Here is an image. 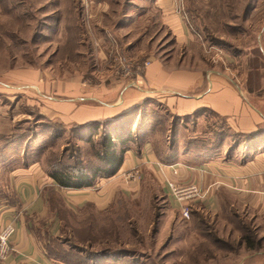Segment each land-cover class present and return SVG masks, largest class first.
<instances>
[{"label": "rangeland", "instance_id": "rangeland-1", "mask_svg": "<svg viewBox=\"0 0 264 264\" xmlns=\"http://www.w3.org/2000/svg\"><path fill=\"white\" fill-rule=\"evenodd\" d=\"M141 1L0 0V116L14 119L10 132L3 135L12 138L18 131L15 128L26 127L23 120L32 121V114L39 110H55L54 99L72 95L62 94L65 87L76 86L83 95L97 94L101 85L112 87L123 75L130 78L140 72L151 58L172 59L186 67H217L222 61L230 67L245 62V44L253 41L261 47L264 62V0H185L192 36L187 44L179 43L176 29L173 34L162 29L153 11L139 16ZM228 3L231 9L225 8ZM255 95L264 98V91ZM205 119L196 126L197 144L192 147L219 145V151L221 147L226 150L224 157L234 154L242 138L227 131L211 133L224 130V122L207 113ZM51 121L56 124L51 129L57 138H47L46 133L39 143L55 142L58 150L62 146L68 149L66 155L74 154L72 132L77 130L64 125L60 136L61 122ZM29 136L24 134L22 141ZM66 137L71 140L65 141ZM166 145L173 152L182 148L172 137ZM83 146L80 151L89 162L92 153L88 145ZM52 153H45L47 160L54 157ZM153 182L147 177L143 184ZM115 203L101 213H75L69 223L74 233L64 250L73 243L76 250L60 253L67 262L79 264L87 255L122 252L137 258L139 264H190L187 259L199 247L206 255L216 256L215 262L206 264H264V215L219 209L217 215L202 214L199 221L190 222V215L189 219L176 215L162 221L163 201L155 185L134 201L125 197ZM89 216L91 227L86 226ZM243 236L259 242L258 250L244 249Z\"/></svg>", "mask_w": 264, "mask_h": 264}, {"label": "crops", "instance_id": "crops-1", "mask_svg": "<svg viewBox=\"0 0 264 264\" xmlns=\"http://www.w3.org/2000/svg\"><path fill=\"white\" fill-rule=\"evenodd\" d=\"M89 1L99 3V0ZM141 2L144 5L137 9L139 16L153 11L162 29L168 28L172 34L173 29L177 30L181 36L179 43L191 41L185 0ZM245 45V62L230 67L222 61L217 67L200 64L186 67L182 61L178 64L172 59L151 58L140 72L130 78L123 75L112 87L101 85L97 94H79L76 86L62 89V94L71 93V97L54 99L55 110L51 113L38 112L48 121L58 119L65 126L108 121L143 103L146 107H160L181 123L194 121L198 127L206 120L207 113L221 118L227 132L242 138L234 151V154L241 153L238 157L234 154L224 157L223 147L222 152L205 156H195L179 148L172 153L164 149L162 139H159L162 151L157 153L149 138L140 150L125 152L124 161L113 177L84 190L54 187L48 171L36 159L18 160L13 167L9 160H0V228L4 221L12 220L15 224V232L10 237L12 250L0 264H60L52 262L45 250L47 240L61 235L63 229L57 210L49 202V190L56 193L66 211L75 214L91 206L101 213L116 206L118 198L134 201L155 185L163 201L160 218L166 221L169 216L171 220L176 215L182 217L165 183L180 186L192 183L205 196L190 204V213L216 214L226 203L235 212L264 215V98L255 95L264 91L263 51L253 41ZM13 122L12 117L1 114L0 135L8 134ZM256 132L255 138L245 139ZM147 177H152L154 184H143ZM134 262L140 263L137 259Z\"/></svg>", "mask_w": 264, "mask_h": 264}, {"label": "trees", "instance_id": "trees-1", "mask_svg": "<svg viewBox=\"0 0 264 264\" xmlns=\"http://www.w3.org/2000/svg\"><path fill=\"white\" fill-rule=\"evenodd\" d=\"M225 8L231 9V5L224 4ZM146 108V109H145ZM158 106L150 105L146 107V104L139 103L132 107L131 110L123 114L117 115L112 119L106 121L102 120L97 123L82 124L81 126H71V128L77 131L72 132L73 138L76 141H72L71 149L74 154L69 153L66 155L67 150L61 148L58 150L59 145H55V142L39 143L42 139L41 136L47 138L54 136L57 138L56 130H52V126L56 125L51 120H46L40 114H32L33 120H23V123H27L26 127L18 129L16 135L12 138H8L4 135L0 136V160H9L10 167L16 164L18 160H38L42 167L48 171L49 177L53 180L54 187L62 190L74 189L84 190V188H95L101 182V179H108L113 177L118 168L124 161L125 152L130 149L140 150L145 142L152 138L155 151L161 152L162 146L159 139L163 140L164 149H169L171 146L166 145V142L172 137L174 140H179L182 145V151H188L196 155H206L207 153H216L219 151V145L216 147H208L200 145L198 147H192V143L197 144L194 132L196 131V122H185L181 124L178 119L170 118L169 115L163 114ZM165 111V110H164ZM217 117V116H214ZM219 118V117H217ZM221 119V118H219ZM29 120V121H28ZM28 121V122H27ZM28 125H31L28 127ZM168 125V126H167ZM190 125L191 128H190ZM166 126V127H165ZM64 125L61 123L59 132L62 136V130ZM62 131V132H61ZM211 132V131H210ZM226 132V130H215L214 132ZM29 133L28 140L22 141L24 134ZM166 133L168 135H166ZM258 135L250 134L245 139H253ZM71 140L70 137L64 138ZM158 139V140H157ZM37 142V143H33ZM69 142V141H67ZM35 146H33V144ZM84 144L89 146L91 151V161H86V154H84L81 148ZM173 143L172 147H174ZM52 151L54 157H50L48 160L45 153ZM173 153V151H171ZM171 153V154H172ZM167 158L172 156L167 155ZM173 159V158H171ZM170 160V159H168ZM12 202V201H10ZM49 202L55 210L59 220L62 221V233L59 236H53L49 238L45 244L46 254L52 262H58L60 264H74L67 262L66 257L60 253L69 254V251L76 250V244L73 243L69 246L68 250H64L65 246L69 244L70 236L74 233V227L69 224L75 217L74 213L66 211L62 208L56 193L49 190ZM86 210H93L91 206H85L81 212ZM221 210L228 211L236 214L229 204H223ZM94 211V210H93ZM92 212V211H91ZM217 215V214H216ZM215 215V216H216ZM202 214L196 211H191L190 217L192 221L201 220ZM86 226L91 227L92 220L90 216L85 219ZM189 222V221H188ZM242 241L248 252L258 250L260 243L249 240L248 237L243 236ZM60 245L63 250L54 248L52 245ZM194 249V248H193ZM195 255L188 258L190 264H206L210 261L213 263L216 261L215 255H206L204 248L201 250L199 247L194 250ZM137 259V258H136ZM134 256L120 252L119 254H107L105 252L87 255L79 264H134Z\"/></svg>", "mask_w": 264, "mask_h": 264}, {"label": "built area", "instance_id": "built-area-1", "mask_svg": "<svg viewBox=\"0 0 264 264\" xmlns=\"http://www.w3.org/2000/svg\"><path fill=\"white\" fill-rule=\"evenodd\" d=\"M165 188L168 195L177 204L180 217L189 219L190 204L201 201L205 193L196 184H184L183 186L176 185L172 182L165 183ZM15 232V224L12 220L4 221L0 228V261L5 260L12 250L11 236Z\"/></svg>", "mask_w": 264, "mask_h": 264}]
</instances>
